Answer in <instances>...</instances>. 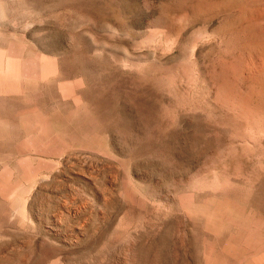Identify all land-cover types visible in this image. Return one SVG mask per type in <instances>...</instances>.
I'll use <instances>...</instances> for the list:
<instances>
[{"label": "rangeland", "instance_id": "rangeland-1", "mask_svg": "<svg viewBox=\"0 0 264 264\" xmlns=\"http://www.w3.org/2000/svg\"><path fill=\"white\" fill-rule=\"evenodd\" d=\"M250 4L0 0V264H264Z\"/></svg>", "mask_w": 264, "mask_h": 264}, {"label": "bare ground", "instance_id": "bare-ground-1", "mask_svg": "<svg viewBox=\"0 0 264 264\" xmlns=\"http://www.w3.org/2000/svg\"><path fill=\"white\" fill-rule=\"evenodd\" d=\"M243 9H244L243 12L246 15V17L244 18H245V26L247 28L246 27L245 28L248 29V32L250 33V35L246 33V30H244V32L248 34L249 37L250 36L253 37L252 39L255 40L254 42V41H251V39L249 38L250 39L249 41L254 43L253 48L255 50L253 51L254 52V57H253L254 62L253 60L252 62L255 64L260 74L264 70V0H251L250 6L249 7L245 6ZM248 13L250 16L248 15Z\"/></svg>", "mask_w": 264, "mask_h": 264}]
</instances>
